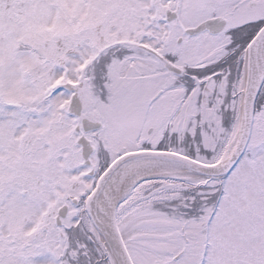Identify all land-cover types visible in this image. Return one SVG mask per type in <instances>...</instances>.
Instances as JSON below:
<instances>
[{"label": "snow or ice", "instance_id": "6c2138e0", "mask_svg": "<svg viewBox=\"0 0 264 264\" xmlns=\"http://www.w3.org/2000/svg\"><path fill=\"white\" fill-rule=\"evenodd\" d=\"M0 264H264V0H0Z\"/></svg>", "mask_w": 264, "mask_h": 264}]
</instances>
